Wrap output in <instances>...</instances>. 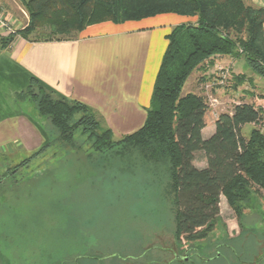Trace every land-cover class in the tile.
Instances as JSON below:
<instances>
[{"label":"rangeland","instance_id":"374dc122","mask_svg":"<svg viewBox=\"0 0 264 264\" xmlns=\"http://www.w3.org/2000/svg\"><path fill=\"white\" fill-rule=\"evenodd\" d=\"M9 10L28 15L21 0H0V13L8 18ZM14 34L0 28V41ZM30 37L38 39L37 34ZM210 63L192 72L183 94L204 97L209 124L210 118L232 113L238 103L253 104L261 118L245 125L242 133L248 137L253 129L261 132L264 78L239 58L236 69L245 75L218 63L230 69L221 84L218 66L210 71ZM32 90L43 94L38 84ZM26 99L33 108L30 115L43 123L50 146L36 156L18 144L0 149V264H264V188L247 187L248 197L234 204L223 194L219 215L196 238L179 236L175 207L164 192L169 180L164 167L150 171L135 156L96 151L90 130L82 125L74 133L75 147L59 146L51 119L38 111L30 96Z\"/></svg>","mask_w":264,"mask_h":264},{"label":"trees","instance_id":"16d2710c","mask_svg":"<svg viewBox=\"0 0 264 264\" xmlns=\"http://www.w3.org/2000/svg\"><path fill=\"white\" fill-rule=\"evenodd\" d=\"M21 2L29 23L18 33L31 41L72 39L88 25L104 21L120 23L162 13L196 17L195 22L178 25L169 34L146 121L121 139H114L110 128L100 126L91 107L59 96L35 77L18 98L30 96L38 111L51 119L59 133V146L65 143L75 147L74 133L82 125L90 130L96 151H116L123 158L135 156L150 171L164 167L169 177L164 192L175 207L179 236L196 238L219 215L223 194L234 204L248 197L247 187L264 188V134L254 129L248 137L242 133L245 125L259 118L260 111L250 103L236 104L232 113L219 115L214 134L204 138L209 106L201 95L183 94L186 79L216 55L244 58L251 70L264 78L263 7L247 5L244 0ZM33 34H37V40L31 39ZM12 39L1 40V44L7 45ZM34 84L42 95L34 93ZM76 113H82L81 117L71 124L69 119ZM197 152L205 153V168L194 165Z\"/></svg>","mask_w":264,"mask_h":264},{"label":"crops","instance_id":"0c3cea01","mask_svg":"<svg viewBox=\"0 0 264 264\" xmlns=\"http://www.w3.org/2000/svg\"><path fill=\"white\" fill-rule=\"evenodd\" d=\"M248 4L264 8V0H248ZM6 13L16 34L7 45L0 44V149L18 144L30 152L49 143L43 123L30 115L29 100L18 98L32 77L59 96L91 107L121 139L146 121L169 34L174 27L197 20L162 13L120 23H94L72 39L31 41L18 33L29 23L27 13L23 12L24 17L10 10ZM211 59L210 71L220 63L231 67L235 75H245L236 69L239 58L216 55ZM216 120L210 118V124L207 120L204 138L214 134ZM194 165L207 166L204 152L195 154Z\"/></svg>","mask_w":264,"mask_h":264},{"label":"built area","instance_id":"2783aa9c","mask_svg":"<svg viewBox=\"0 0 264 264\" xmlns=\"http://www.w3.org/2000/svg\"><path fill=\"white\" fill-rule=\"evenodd\" d=\"M0 28L5 29L6 31L8 30L11 33H16V30L10 26L8 18L3 16L1 13H0ZM217 66H218L217 69L221 72L220 76L221 75L222 76L220 78H221V84H223L228 79V77H230V69L223 67V66H219L218 64H217ZM259 99L261 102L260 107L264 110V97L259 98ZM260 118H261V112H260L259 118L253 123L258 122L260 120ZM262 130H264V128ZM262 130H261V132H262Z\"/></svg>","mask_w":264,"mask_h":264}]
</instances>
